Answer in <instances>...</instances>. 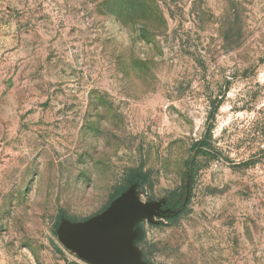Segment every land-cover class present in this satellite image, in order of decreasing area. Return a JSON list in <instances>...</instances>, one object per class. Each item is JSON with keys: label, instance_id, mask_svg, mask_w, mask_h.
Segmentation results:
<instances>
[{"label": "rangeland", "instance_id": "rangeland-1", "mask_svg": "<svg viewBox=\"0 0 264 264\" xmlns=\"http://www.w3.org/2000/svg\"><path fill=\"white\" fill-rule=\"evenodd\" d=\"M117 201L146 264H264V0H0V264Z\"/></svg>", "mask_w": 264, "mask_h": 264}, {"label": "water", "instance_id": "water-1", "mask_svg": "<svg viewBox=\"0 0 264 264\" xmlns=\"http://www.w3.org/2000/svg\"><path fill=\"white\" fill-rule=\"evenodd\" d=\"M135 219L136 214L117 201L80 227H65L63 244L87 264H146L121 229Z\"/></svg>", "mask_w": 264, "mask_h": 264}, {"label": "trees", "instance_id": "trees-1", "mask_svg": "<svg viewBox=\"0 0 264 264\" xmlns=\"http://www.w3.org/2000/svg\"><path fill=\"white\" fill-rule=\"evenodd\" d=\"M203 145V141H200L195 144L197 147H201ZM192 184H193V176L192 171L190 169H187L182 187L174 193H171L167 197V202L171 203L173 205L172 207H177L180 205L182 200H185L189 197V194L192 190ZM121 194V191L115 192V194L112 196V200H116ZM167 208V206H165ZM170 207V206H169Z\"/></svg>", "mask_w": 264, "mask_h": 264}]
</instances>
